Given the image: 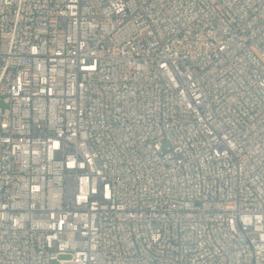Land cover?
Wrapping results in <instances>:
<instances>
[{"label":"built area","instance_id":"1","mask_svg":"<svg viewBox=\"0 0 264 264\" xmlns=\"http://www.w3.org/2000/svg\"><path fill=\"white\" fill-rule=\"evenodd\" d=\"M0 264H264V0H0Z\"/></svg>","mask_w":264,"mask_h":264}]
</instances>
